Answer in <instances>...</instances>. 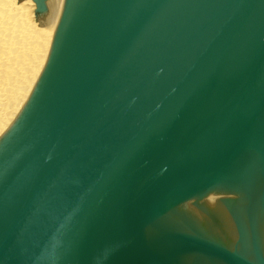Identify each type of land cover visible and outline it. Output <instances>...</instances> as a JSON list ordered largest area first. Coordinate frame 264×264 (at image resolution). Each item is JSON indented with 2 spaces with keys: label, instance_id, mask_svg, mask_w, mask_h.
Returning <instances> with one entry per match:
<instances>
[{
  "label": "water",
  "instance_id": "obj_1",
  "mask_svg": "<svg viewBox=\"0 0 264 264\" xmlns=\"http://www.w3.org/2000/svg\"><path fill=\"white\" fill-rule=\"evenodd\" d=\"M0 264H264V0H62L0 138Z\"/></svg>",
  "mask_w": 264,
  "mask_h": 264
},
{
  "label": "bare ground",
  "instance_id": "obj_2",
  "mask_svg": "<svg viewBox=\"0 0 264 264\" xmlns=\"http://www.w3.org/2000/svg\"><path fill=\"white\" fill-rule=\"evenodd\" d=\"M46 5L45 27L37 31L31 22L32 0H0V138L24 106L46 61L62 0H47Z\"/></svg>",
  "mask_w": 264,
  "mask_h": 264
},
{
  "label": "rangeland",
  "instance_id": "obj_3",
  "mask_svg": "<svg viewBox=\"0 0 264 264\" xmlns=\"http://www.w3.org/2000/svg\"><path fill=\"white\" fill-rule=\"evenodd\" d=\"M18 0H13V3L14 4H17V3H19L20 1H22V0H20L19 2H17ZM31 22H33V25H35V23H34V19L32 20L31 19ZM35 29V28H34ZM35 30H37V28L35 29ZM38 31V30H37Z\"/></svg>",
  "mask_w": 264,
  "mask_h": 264
}]
</instances>
